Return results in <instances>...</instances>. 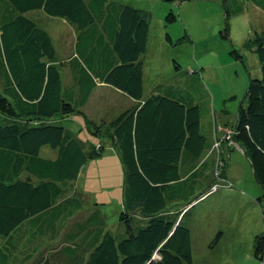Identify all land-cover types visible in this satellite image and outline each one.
<instances>
[{
  "label": "trees",
  "instance_id": "1",
  "mask_svg": "<svg viewBox=\"0 0 264 264\" xmlns=\"http://www.w3.org/2000/svg\"><path fill=\"white\" fill-rule=\"evenodd\" d=\"M250 1L264 11V0ZM31 10L74 26V45L64 58L49 33L25 15ZM229 16L225 8L223 38ZM176 18L172 11L165 16ZM149 31L143 10L116 0H0V264H13L11 248L26 226L24 233L32 230L38 240L60 237L30 264H192L184 219L193 202L213 193L212 184L228 180L234 145L264 191V33L244 43L257 55L260 76L249 78L235 125L217 126L208 141L198 105L172 93L144 96ZM229 53L242 59L236 49ZM98 83L135 103L107 122L89 119L83 106ZM73 114L83 115L94 143L86 145L61 123ZM104 137L123 168L117 218L124 234L117 237L97 205L77 218L83 203L70 187L88 159L102 154ZM44 147L50 155H41ZM222 235L217 230L209 247ZM253 255L264 261V233L255 234Z\"/></svg>",
  "mask_w": 264,
  "mask_h": 264
},
{
  "label": "rangeland",
  "instance_id": "2",
  "mask_svg": "<svg viewBox=\"0 0 264 264\" xmlns=\"http://www.w3.org/2000/svg\"><path fill=\"white\" fill-rule=\"evenodd\" d=\"M116 1L141 9L148 16L150 31L144 55V96L172 93L198 105L201 132L208 141H212L213 131L220 130L217 126H234L237 108L245 103L249 78L260 76L257 55L244 43L253 39L256 32L264 33V11L250 0ZM238 6L241 9L239 12ZM225 8L230 14L228 38L220 35L225 27ZM170 11L176 14L174 22L165 20ZM25 15L49 33L59 59L73 48L74 26L71 23L49 16L42 10H31ZM167 34L172 43L167 40ZM185 34L188 38L184 37ZM232 49L241 54V60L230 55ZM113 109L117 111L119 108L112 104L107 112L111 113ZM75 120L85 119L81 114H73L61 123L88 145L87 136ZM89 137L92 136L89 134ZM216 141L214 146H220L222 141ZM102 142V154L88 159L70 187L71 193L83 203L77 218L97 208V205L105 216L108 231L117 237L124 234L117 218L122 206L123 168L110 140L104 137ZM50 154L49 148L42 149L41 155ZM230 155L231 161L235 159L238 164L228 165V172L238 170L241 174L240 183L234 185L236 191L225 190L220 203L209 205L206 211L204 202L193 205L184 219L192 230V264H264L253 255L254 234L264 233V191L255 180L245 155L237 148L231 149ZM224 184L215 188L213 193L224 187L228 189L229 186ZM246 194L253 195L252 200ZM259 196H262L261 204L256 200ZM27 228L19 231L11 248L13 264H30L39 252L47 251V246L56 244L60 239L53 242L38 240L33 238L32 230L24 233ZM253 229H256L254 233ZM217 230L223 235L215 247H209Z\"/></svg>",
  "mask_w": 264,
  "mask_h": 264
},
{
  "label": "crops",
  "instance_id": "3",
  "mask_svg": "<svg viewBox=\"0 0 264 264\" xmlns=\"http://www.w3.org/2000/svg\"><path fill=\"white\" fill-rule=\"evenodd\" d=\"M257 8H259V7H257ZM106 87H110V89L106 90L105 89ZM115 99H116V102H115ZM134 103H135V101L133 99H131L130 97H128L126 94L118 91L117 89H115L113 87L111 88V86H109V85H106L103 83H98L96 86V89L94 90V92L92 93L90 98L88 99L87 103L83 106V110L89 119H91L95 122H100L102 120L107 122L112 117H114L117 113L121 112L122 110L127 109L128 107H130ZM112 104H113V107H117L119 109L117 111H114L116 109H113V111L111 113L107 112L109 110V107ZM74 122H76L77 124H80V128L82 129V131L87 136L88 141L93 142V143H94V141H96L95 138L89 137V133H88L89 129L86 125L85 120H80V121L75 120ZM227 131L228 130H226V132ZM223 137H224V134L218 138L222 139ZM231 148L232 149L237 148L238 150H240L243 153V150L238 145H234ZM227 149H228L227 145H225V148L223 146L224 152H227L226 151ZM230 156L231 155L228 156V165H230L232 163H234V166L237 165L238 164L237 161H235V159H234L232 162ZM228 168H230V166ZM228 168L226 169L227 171H225V177L231 181V186L228 187V189H225V187L221 188V189L217 190L215 193H212L210 195H206V196L196 200L195 203L193 202L194 206L198 205V203L204 202L205 203V211H206V207L208 208L209 205L212 204V206H213V204H215V203H218V204L220 203V200L224 196L225 190L232 189V192L236 191L237 188L234 185H235V183H238V184L240 183V181H241L240 175L241 174L238 172V170H235L233 173H230V172H228ZM212 181L213 180L210 179L206 183V186H208V184H210ZM240 187L244 188V186H240ZM246 196L250 200H252V198H253V195H251V194H246ZM206 201H207V204H206ZM255 230L256 229H253L252 233H254ZM190 231H191V237H192V230L190 229ZM255 234H254V236H255Z\"/></svg>",
  "mask_w": 264,
  "mask_h": 264
},
{
  "label": "built area",
  "instance_id": "4",
  "mask_svg": "<svg viewBox=\"0 0 264 264\" xmlns=\"http://www.w3.org/2000/svg\"><path fill=\"white\" fill-rule=\"evenodd\" d=\"M229 142H231L232 143V141H229ZM226 182V180H221V182L219 183H214V184H212V191L215 189V188H217V187H220V185H222V184H224ZM228 184L230 185V183L228 182ZM262 219H263V231H264V213H263V215H262Z\"/></svg>",
  "mask_w": 264,
  "mask_h": 264
},
{
  "label": "bare ground",
  "instance_id": "5",
  "mask_svg": "<svg viewBox=\"0 0 264 264\" xmlns=\"http://www.w3.org/2000/svg\"><path fill=\"white\" fill-rule=\"evenodd\" d=\"M213 192V191H212ZM211 193V192H210ZM208 195V194H207ZM204 197V196H203Z\"/></svg>",
  "mask_w": 264,
  "mask_h": 264
}]
</instances>
